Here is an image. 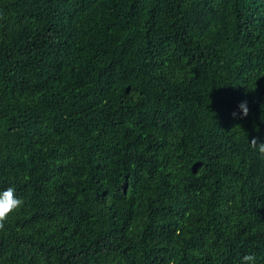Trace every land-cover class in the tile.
I'll return each instance as SVG.
<instances>
[{"label": "trees", "instance_id": "1", "mask_svg": "<svg viewBox=\"0 0 264 264\" xmlns=\"http://www.w3.org/2000/svg\"><path fill=\"white\" fill-rule=\"evenodd\" d=\"M253 139L264 0H0V264H264Z\"/></svg>", "mask_w": 264, "mask_h": 264}, {"label": "clouds", "instance_id": "2", "mask_svg": "<svg viewBox=\"0 0 264 264\" xmlns=\"http://www.w3.org/2000/svg\"><path fill=\"white\" fill-rule=\"evenodd\" d=\"M239 108L242 115L246 117L249 112L247 102H242L239 105ZM233 115H236V113ZM249 144L259 153L260 158L264 159V142L258 144L256 139H253ZM23 204V199L16 196L15 189L13 187H8L7 189L0 191V229L4 228L9 215L22 207ZM240 264H256L255 254H245L241 258Z\"/></svg>", "mask_w": 264, "mask_h": 264}]
</instances>
